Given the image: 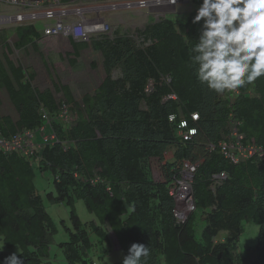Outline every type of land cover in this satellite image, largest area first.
<instances>
[{
    "label": "trees",
    "instance_id": "obj_1",
    "mask_svg": "<svg viewBox=\"0 0 264 264\" xmlns=\"http://www.w3.org/2000/svg\"><path fill=\"white\" fill-rule=\"evenodd\" d=\"M195 14L151 20L138 38L118 31L93 38L105 78L81 104L69 86L54 84L64 97L59 101L51 89H36V74L14 63L10 48L2 47L0 90L7 92L18 120L0 113V136L37 130L46 123L41 110L56 118L62 102L74 116L69 127L54 122L58 143L44 146L34 166L16 154L0 155V244L7 251L18 247L24 264H53L52 246L61 228L68 240L57 244V255L65 264H96L90 251L110 243L107 228L124 257L132 243L149 245L147 264H264V160L236 165L219 149L224 140L236 141L232 121L239 124L244 145L264 149V77L238 89L237 96L217 95L199 84L190 51L203 21L193 24ZM15 35L17 50H38L42 33L36 26H19ZM70 42L76 54L87 45ZM196 113L199 121H189ZM171 115H177L175 123ZM181 118L198 130L190 142L178 136ZM170 152L173 162L165 158ZM152 160L160 162L159 181ZM184 161L198 168L192 182L195 208L181 223L170 186ZM222 173L226 180L215 185L214 176ZM38 175H49L54 190L45 197L70 210L69 224L59 225L47 212ZM77 201L96 220L84 224ZM248 223L259 229L257 243L240 246ZM9 255L0 251V264Z\"/></svg>",
    "mask_w": 264,
    "mask_h": 264
},
{
    "label": "rangeland",
    "instance_id": "obj_2",
    "mask_svg": "<svg viewBox=\"0 0 264 264\" xmlns=\"http://www.w3.org/2000/svg\"><path fill=\"white\" fill-rule=\"evenodd\" d=\"M196 1H199V3L196 4ZM200 3H202V0H72L67 7L74 12L81 10L83 15L90 20L97 19V22L105 23L109 31L104 33V35L111 37L113 33L118 31L123 35L127 34L138 38L136 33L144 30L151 20L158 21L166 17L176 19V17L188 15L196 12ZM39 6V8H36V2L33 0H0V52H2V47H9V57L14 63H19L24 68L37 73L38 77L33 84L34 87L40 91L51 89L57 101L64 98L62 93L55 92L54 88V84L57 85L56 78L60 76L62 80L61 84L69 86L76 102L81 104L86 94L92 95L96 92L105 77L102 67V54L95 52L93 49L87 50L82 53L77 66L71 68L69 66L71 59L67 55L70 54L72 48L69 44V39L66 37H62L64 39L57 46L54 45V42L49 41L50 38L46 42L43 41L39 44L42 51L48 50L50 53L52 52L51 55L36 53L32 47H28L26 50H17L15 48V43L17 42L15 29L17 27L34 25L40 33L44 31L45 22H33L27 17L35 12L36 9L42 12L50 7L47 1L40 3ZM19 16H26V20L19 22ZM73 19L76 20L77 18L73 17ZM5 38H7L6 43ZM96 38L98 37H94V39ZM55 46L61 48L60 56L54 53ZM60 58L63 68L58 70L59 74H57L55 68L46 67L44 69L43 62L48 64L53 62V59L60 62ZM0 113L2 115H11L14 120L18 119V114L5 90L0 91ZM165 158L166 161L173 162L171 152ZM152 168L155 180H161L159 175L160 162L152 160ZM49 178V175H38L35 180L38 190L44 197L46 210L59 225L62 220H65L69 224L70 210L64 206L50 203L45 197L46 193L54 190L51 179L48 181ZM76 209L84 224L96 220V217L87 211L83 201L76 202ZM107 230L110 235V243H106L104 246L96 245L90 251V257L95 260L96 264H114L124 258L115 234L109 228ZM258 231V227L254 224H246L245 232L240 240V246H255ZM223 237L224 235L220 239H223ZM92 239L96 241V239ZM67 240V235L64 229L61 228L58 235L54 237V244L52 246L53 264H65L63 258L57 255V252H59L57 244ZM2 245L0 244V246ZM3 250L9 252L10 255L14 252L18 253L17 248L7 251L4 247ZM106 250L110 251L108 255L105 254Z\"/></svg>",
    "mask_w": 264,
    "mask_h": 264
},
{
    "label": "clouds",
    "instance_id": "obj_3",
    "mask_svg": "<svg viewBox=\"0 0 264 264\" xmlns=\"http://www.w3.org/2000/svg\"><path fill=\"white\" fill-rule=\"evenodd\" d=\"M201 21L190 51L199 84L222 95L264 77V0H202L192 23ZM150 255L149 245L132 243L122 264H147ZM3 264H24V259L14 252Z\"/></svg>",
    "mask_w": 264,
    "mask_h": 264
},
{
    "label": "built area",
    "instance_id": "obj_4",
    "mask_svg": "<svg viewBox=\"0 0 264 264\" xmlns=\"http://www.w3.org/2000/svg\"><path fill=\"white\" fill-rule=\"evenodd\" d=\"M47 1L49 8L44 11L36 9L28 17L33 22L43 21L44 31L43 36L48 38L53 37H66L73 39L78 43L90 44L94 37H99L107 33L108 28L105 23L90 21L86 18L81 10L78 12L71 11L67 4H63L62 0H36V8H39V4ZM73 17L77 19L74 20ZM26 20V16H19L18 21L23 22ZM152 90V84L148 86L146 92ZM233 96L239 95V91L232 92ZM175 99V97H170ZM71 106L66 102H62L59 108V114L56 118H51L44 109L41 110V114L45 120V124L33 131H22L6 139L0 136V155H12L16 154L22 158L30 161L34 166V158L39 151L48 144L58 143L55 133L52 132V125L54 122L63 123L66 127H69L73 121L72 114L70 112ZM191 120L196 123L199 121V115L192 114ZM177 115H171L169 121L175 123ZM187 119L181 118L178 122V136L182 138L184 142H190L196 135L198 130L190 126V122ZM238 123L232 121L230 123L232 136L236 139L233 144L228 143L226 140L219 143V149L226 159H229L233 164H240L242 162L257 159L264 160V149L256 146L255 144L244 145V136L238 132ZM214 150L215 148L212 147ZM198 164H192L189 161L182 162L181 176L179 179L172 182L170 186V195L173 197L176 208L175 216L179 222L184 223L191 212L194 211V202L192 198V182L194 175L197 171ZM215 185L221 184L226 180L225 173L214 176Z\"/></svg>",
    "mask_w": 264,
    "mask_h": 264
},
{
    "label": "crops",
    "instance_id": "obj_5",
    "mask_svg": "<svg viewBox=\"0 0 264 264\" xmlns=\"http://www.w3.org/2000/svg\"><path fill=\"white\" fill-rule=\"evenodd\" d=\"M90 20V19H89ZM97 20V19H96ZM96 20H90V21H96ZM43 33V32H42ZM43 35V34H42ZM41 35V40L38 42V50H34L36 53H39V54H41V53H43V55H45V54H48V55H51L52 54V52L50 53L48 50H44V51H42V49H41V47L39 46V44L41 43V42H46L47 41V39H48V37H45L44 38V36H42ZM64 38H62V37H53V38H50L49 39V41H52V42H54V45H56L57 46V44H59L62 40H63ZM71 40H73V39H71ZM73 42H74V40H73ZM69 44H70V46H71V48H72V51L70 52V54L69 55H67V57H69L71 60L69 61L70 63H69V66L72 68L73 66H77V64H78V60L80 59V57L82 56V53L83 52H85V51H87V50H90V49H93V47H92V45H89V44H87V45H85L84 46V48H82V49H80V52H79V54H76L75 53V50L73 49V47H72V45H71V42H70V39H69ZM77 44V46L78 47H80L82 44H79V43H76ZM55 46V48L58 50L59 49V51H57L56 49L54 50V53H57L59 56H60V47L58 48V47H56ZM33 49V48H32ZM26 50V49H25ZM94 50V49H93ZM46 51V52H45ZM95 51V50H94ZM95 52H97V51H95ZM45 53V54H44ZM53 53V54H54ZM78 56V57H77ZM103 57V56H102ZM47 61V60H46ZM103 61H104V59H103ZM43 67H44V69H46V67H48V68H55V70L57 71V74H59V71L58 70H60V68H63L62 67V62H61V58H60V62H58V61H55L54 59H53V62H51V63H45V62H43ZM102 67H103V62H102ZM25 70H27L28 72H30V73H35L36 74V79H37V73L35 72V71H33V70H28V69H26V68H24ZM103 70H104V68H103ZM104 74H105V72H104ZM105 78V77H104ZM36 79H35V81H36ZM104 80V79H103ZM34 81V82H35ZM56 83L57 84H61L62 83V80H61V78H60V76L59 77H57L56 78ZM34 84V83H33ZM37 89V88H36ZM71 89V88H70ZM0 91H2V90H0ZM8 95V94H7ZM9 97V96H8ZM4 116H10L11 117V115H4ZM13 119V118H12ZM14 120V119H13ZM18 120V119H17ZM17 120H14V121H17Z\"/></svg>",
    "mask_w": 264,
    "mask_h": 264
},
{
    "label": "water",
    "instance_id": "obj_6",
    "mask_svg": "<svg viewBox=\"0 0 264 264\" xmlns=\"http://www.w3.org/2000/svg\"><path fill=\"white\" fill-rule=\"evenodd\" d=\"M33 1H36V0H33Z\"/></svg>",
    "mask_w": 264,
    "mask_h": 264
}]
</instances>
